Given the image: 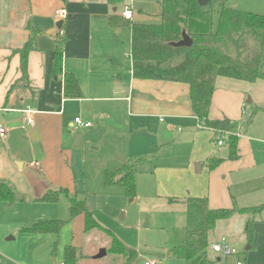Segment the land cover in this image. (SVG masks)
<instances>
[{"label": "crops", "instance_id": "1", "mask_svg": "<svg viewBox=\"0 0 264 264\" xmlns=\"http://www.w3.org/2000/svg\"><path fill=\"white\" fill-rule=\"evenodd\" d=\"M160 1L0 0V125L10 129L0 139V182L26 199L0 203V264H38L34 255L39 248L49 252L53 246L52 252L56 251L58 236L26 234L22 229L39 223L35 222L38 213L55 214L49 208L42 212L38 202H33L49 189L62 188L77 195L76 174L83 171L75 159L82 163L86 159L85 146L75 148V118L91 124L86 128L90 135L100 136L103 130L110 133L111 142L126 138L128 150L122 152L120 165L133 163L136 190L147 184L165 200L206 197L211 210L264 204V80L250 83L217 77L214 81L208 120L227 119L240 129L244 116L258 109L248 128L239 131L238 158L229 160L226 137L218 146L221 138L194 114L189 85L133 78L131 25H160ZM225 5L261 12L264 0H227ZM125 7L132 11L129 24L112 25L110 20L122 18ZM61 11L62 19L57 18ZM31 38L35 49L28 53L24 78L19 51ZM59 45L62 73L54 76V52ZM66 73L77 79L81 99L65 98ZM26 110L31 111V124ZM92 142L97 143L87 139L84 145ZM210 158L223 161L209 171L206 161ZM113 159L116 156L97 163L103 173L109 166L114 168ZM30 174H39L41 179ZM251 219L254 234L249 245L245 226ZM71 223L84 228V216L78 215ZM220 237L227 239L237 255L221 258L211 251V244ZM66 247L75 249L64 245L63 252ZM137 254L140 264L144 258ZM206 257L213 264H264V211L218 222L209 234ZM118 258L123 264V258Z\"/></svg>", "mask_w": 264, "mask_h": 264}, {"label": "trees", "instance_id": "2", "mask_svg": "<svg viewBox=\"0 0 264 264\" xmlns=\"http://www.w3.org/2000/svg\"><path fill=\"white\" fill-rule=\"evenodd\" d=\"M66 3L67 0H60ZM124 0H108L109 3H121ZM227 0H212L211 9L203 14L195 0H161L160 25H131L132 75L138 80H160L184 83L190 87L192 110L204 127L219 137H226L228 159L238 158V134L251 124L255 109L244 116L240 129L227 119L208 120V110L213 94L214 81L225 77L253 83L264 80V14L242 12L225 5ZM112 25L129 24L123 18H112ZM192 40L188 48H175L171 43L181 40L182 33ZM61 45L63 40L60 41ZM59 45L54 52L52 73H62V52ZM35 49V40L31 38L19 51L21 72L27 74V56ZM64 96L67 99H81L82 93L77 79L70 73L63 76ZM220 158L206 161L209 171L215 170L221 163ZM133 163H126L113 171L105 172V185L119 187L128 198L135 196L136 183ZM60 196L69 200V218L67 221H45L22 229L26 234H51L58 236L65 222H71L78 215L84 216V229L98 228L92 215L86 210L83 201L71 197L66 189H49L33 202L54 204ZM170 204L184 206L186 225L182 248L171 250L179 260L190 264H213L207 260L209 234L220 221L231 219L236 214L254 216L264 211V204L249 208L211 210L206 197H187L167 199ZM12 187L0 182V203L15 204L24 202ZM247 242L252 244L254 222L249 220L245 226ZM115 256L122 257L123 264H139L138 254L116 239H112L109 249ZM76 253L72 247L64 250V264H75Z\"/></svg>", "mask_w": 264, "mask_h": 264}, {"label": "rangeland", "instance_id": "3", "mask_svg": "<svg viewBox=\"0 0 264 264\" xmlns=\"http://www.w3.org/2000/svg\"><path fill=\"white\" fill-rule=\"evenodd\" d=\"M253 13L263 14L264 9L261 12ZM93 124L96 125V123ZM89 131L90 129L88 131L77 129L74 132L75 148L82 150L85 146L83 154L86 159L83 161L84 163L80 158L76 157L75 159L76 165H80L83 171V174H76L77 195L75 198L77 201H83L86 210L92 215L98 228L85 231L83 227L65 222L56 237L58 241L56 251L52 252V246L49 252L41 248L35 252L34 257L37 256L36 260L40 262L38 264H59L64 261V252L62 251L64 245L75 247V264H121L122 260L109 250L112 239L135 249L144 259H155L159 261V264H186L171 254V250L183 247L186 216L183 213L182 205L169 204L167 200L160 198L158 195L162 196L163 194L154 190L153 185L147 187V184H143L138 187L132 199L126 196L122 188L106 186L105 171L103 173L104 169L98 164L102 160L116 156L112 162L114 168L109 169L112 168L109 166L107 171L121 167V154L128 150L126 138L122 142L116 138L111 142L112 138L109 132L101 130L100 136H93V134H88ZM87 139L97 143L92 142L89 145H84ZM97 145L101 147L99 151L95 149ZM216 148L218 147L216 146ZM30 176L41 179L39 174H30ZM70 196L75 195L70 194ZM22 198L26 200L25 197ZM38 204V208L42 212L45 208H49L54 209L55 214L38 213L39 217L35 222L67 221L69 200L66 197L60 196L58 202L54 204ZM236 208L238 207L236 206ZM101 250H105V255L100 259H95ZM239 251L243 253V250ZM53 258H55L54 261Z\"/></svg>", "mask_w": 264, "mask_h": 264}, {"label": "built area", "instance_id": "4", "mask_svg": "<svg viewBox=\"0 0 264 264\" xmlns=\"http://www.w3.org/2000/svg\"><path fill=\"white\" fill-rule=\"evenodd\" d=\"M64 17H65L64 11L59 12L57 15V18L60 19ZM121 17L127 21H131L132 19L131 9L129 7H125L121 13ZM30 112L31 111L29 110L24 111L27 117L28 124L32 123V121L28 117V114H30ZM74 126L75 128L78 129H82V128L86 129V128H90L91 124L89 122H83L80 118H75ZM8 131H10L9 128L0 125V139L4 138L7 135ZM222 139L223 138H221V140L218 141V146H221L223 144ZM210 249L214 254L218 255L221 258H229L237 255V250L229 244V242L225 237H220L217 241L212 243ZM60 264H64V262ZM140 264H159V262L154 259H142ZM235 264H243V263L241 261H236Z\"/></svg>", "mask_w": 264, "mask_h": 264}, {"label": "water", "instance_id": "5", "mask_svg": "<svg viewBox=\"0 0 264 264\" xmlns=\"http://www.w3.org/2000/svg\"><path fill=\"white\" fill-rule=\"evenodd\" d=\"M196 3L198 4L201 12L203 14H207L210 12L211 9V1L212 0H195ZM192 45V40L186 35L185 32L182 33V38L180 41L176 42V43H171L172 47L175 48H188ZM35 159L38 160L39 159V150H38V146H35ZM105 250H101L99 252V254H97L95 256V259H100L105 255Z\"/></svg>", "mask_w": 264, "mask_h": 264}]
</instances>
